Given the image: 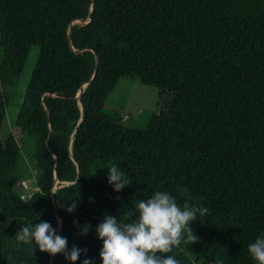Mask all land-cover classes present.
<instances>
[{
  "label": "trees",
  "instance_id": "trees-1",
  "mask_svg": "<svg viewBox=\"0 0 264 264\" xmlns=\"http://www.w3.org/2000/svg\"><path fill=\"white\" fill-rule=\"evenodd\" d=\"M33 45L15 123L36 141L37 190L25 201L23 139L3 125ZM0 48V264H69L17 240L38 219L69 249H86L76 264H100L102 242L79 229L107 214L127 222L155 190L209 209L167 254L179 264H254L248 244L264 234V0H0ZM130 75L172 96L144 129L103 110ZM113 166L133 181L119 193L106 179Z\"/></svg>",
  "mask_w": 264,
  "mask_h": 264
},
{
  "label": "clouds",
  "instance_id": "clouds-1",
  "mask_svg": "<svg viewBox=\"0 0 264 264\" xmlns=\"http://www.w3.org/2000/svg\"><path fill=\"white\" fill-rule=\"evenodd\" d=\"M107 169V183L114 192L119 193L132 184L121 168ZM182 191L187 193V189ZM76 207V203H66L64 210L71 214ZM208 214L209 209L202 204L186 202L181 206L177 195L167 190H155L148 198L135 202L127 222L107 214L95 226L85 224L79 230L81 235L93 230L95 237L102 242L100 264H179L174 255L167 254L179 246L185 234L189 240L192 238L190 222L198 218L203 221ZM74 224L79 227L77 221ZM15 236L24 244H34L41 252L52 256L63 254L69 264H76L82 254L86 255V249L76 246L69 249L67 237L58 234L47 221L38 219L21 225ZM247 250L254 264H264V234L249 243ZM81 264H95V260L86 257Z\"/></svg>",
  "mask_w": 264,
  "mask_h": 264
},
{
  "label": "rangeland",
  "instance_id": "rangeland-1",
  "mask_svg": "<svg viewBox=\"0 0 264 264\" xmlns=\"http://www.w3.org/2000/svg\"><path fill=\"white\" fill-rule=\"evenodd\" d=\"M0 54L2 50L0 48ZM39 54V47L33 45L25 64L23 73L13 89L14 95L7 107V114L5 123L3 125V134L11 131L17 138L23 139V154L19 163V169L22 173V178L29 181L30 185L36 187L37 168L35 162L32 160L36 141L35 138L28 134H21L15 127L18 113L21 109L22 102L27 93V88L34 72ZM172 100L169 92L154 87L147 86L140 82L135 75L125 76L120 79L116 87L109 94L105 101V108L114 109L117 115L129 116V119L122 121V124L127 127L139 126V128H146L150 122L151 117L161 109H166ZM164 113V112H163ZM162 115V114H160ZM158 114V116H160ZM144 119V122H139ZM149 120V121H148ZM204 264H214L210 259L206 260Z\"/></svg>",
  "mask_w": 264,
  "mask_h": 264
},
{
  "label": "built area",
  "instance_id": "built-area-1",
  "mask_svg": "<svg viewBox=\"0 0 264 264\" xmlns=\"http://www.w3.org/2000/svg\"><path fill=\"white\" fill-rule=\"evenodd\" d=\"M127 119H129V116L125 115L122 118V121H125ZM18 186L20 187V191H21L20 197H21V199H23L25 201L31 199L37 190V187L33 188L30 185L29 181L25 178H23L19 181Z\"/></svg>",
  "mask_w": 264,
  "mask_h": 264
},
{
  "label": "crops",
  "instance_id": "crops-1",
  "mask_svg": "<svg viewBox=\"0 0 264 264\" xmlns=\"http://www.w3.org/2000/svg\"><path fill=\"white\" fill-rule=\"evenodd\" d=\"M106 106H104V111L106 112V113H108V114H110V115H117V112H116V110H114V109H111V108H108V110L105 108ZM165 110L166 109H161V110H159L160 112H157V113H155L154 115H157L158 116V114L160 115V114H162L163 112H165ZM118 117H119V119L122 121V115H119L118 114ZM151 119H152V117H151ZM151 119H150V121H151ZM145 120L144 119H142V120H140L139 122H137L138 124L140 123V122H144ZM149 121V120H148ZM134 127H136V128H139V126H137V124H136V126H134Z\"/></svg>",
  "mask_w": 264,
  "mask_h": 264
}]
</instances>
